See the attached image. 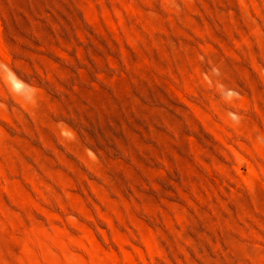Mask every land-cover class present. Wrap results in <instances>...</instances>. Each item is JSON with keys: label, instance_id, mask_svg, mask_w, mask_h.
<instances>
[{"label": "rangeland", "instance_id": "rangeland-1", "mask_svg": "<svg viewBox=\"0 0 264 264\" xmlns=\"http://www.w3.org/2000/svg\"><path fill=\"white\" fill-rule=\"evenodd\" d=\"M0 264H264V0H0Z\"/></svg>", "mask_w": 264, "mask_h": 264}]
</instances>
